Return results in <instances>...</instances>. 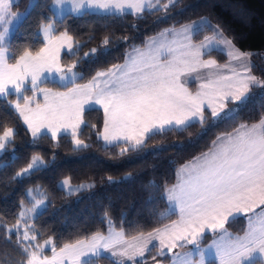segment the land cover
I'll list each match as a JSON object with an SVG mask.
<instances>
[{
	"label": "snow or ice",
	"instance_id": "obj_1",
	"mask_svg": "<svg viewBox=\"0 0 264 264\" xmlns=\"http://www.w3.org/2000/svg\"><path fill=\"white\" fill-rule=\"evenodd\" d=\"M175 3L176 0H52L51 6L56 9L55 15L61 14L62 6L70 5L68 10L72 13L98 9L123 14L131 10L132 15L139 16L146 9L167 14ZM11 4L12 0H0V98L18 96L10 102L11 106L34 140L47 133L55 141L60 134L67 133L75 150L87 148L79 132L84 124L85 107L96 104L103 108L105 117L98 138L105 145L119 147L120 155H125L143 149L153 136L179 133L195 123L203 126L208 119L206 113L210 112L213 124L233 118L253 88L264 89V79L252 74L250 67H244L242 72L233 69L230 74L209 71L206 77L197 75L198 90L192 92L188 85L193 73L227 67L218 66L215 59H202L212 47L225 46L231 60H243L248 55L238 51L219 28L212 29V37H205L207 43L193 44V32L200 27L196 22L179 29L166 28L145 41L143 48L133 46L126 51L123 63L97 71L84 84H77L78 79H83L76 70L78 64L83 59L96 58L102 50L106 54L112 43L108 36L99 47L91 48L80 57L81 41L67 29L56 34L55 22L48 20L38 28L43 35L42 46L35 51L25 48L12 63L9 32L29 13H14ZM203 23L212 28L207 21ZM123 39L126 41L128 37ZM62 49L75 57L72 63L62 64ZM57 79L66 91L40 87ZM29 84L32 95H23L29 90ZM37 93L43 95L44 102H36L33 107ZM15 135L12 127L0 128V153ZM178 147L182 149L184 145ZM47 163L42 155H33L12 179L28 177ZM108 180L112 182L111 177ZM61 186L68 195L95 187L92 183L74 187L69 178L61 181ZM26 195L27 204L21 201L14 224L8 226L0 217V229L5 235L15 233V243L21 252L20 264H99L105 253L119 258L116 264H125V261L138 264L137 258H144L153 247L157 256H164L165 250L172 254V264H207L206 257H212L213 264H245L257 252L262 260L256 264H264V116L218 135L206 151L180 164L175 170V183L166 185L162 193L170 214H177L178 218L147 233L140 231L131 239L126 238L122 228L115 229L105 212L106 234L97 231L65 243L58 250L52 238L43 244L34 243L37 241L35 226L28 222L47 209L48 195L39 186L29 189ZM153 196L154 193L149 194L148 202ZM237 215L247 217V227L242 235L233 236L226 224ZM161 218L166 217L162 214ZM206 232L215 237L207 249L200 247ZM48 245H52L51 256L43 254ZM188 245L194 246V251L173 252ZM194 255L198 259L193 260Z\"/></svg>",
	"mask_w": 264,
	"mask_h": 264
},
{
	"label": "trees",
	"instance_id": "obj_2",
	"mask_svg": "<svg viewBox=\"0 0 264 264\" xmlns=\"http://www.w3.org/2000/svg\"><path fill=\"white\" fill-rule=\"evenodd\" d=\"M50 1L16 0L13 3V9L25 10L29 14L21 19L8 40L9 54L13 57L11 62L25 48L38 50L43 42L38 34L39 25L53 20L56 34L67 29L81 41L80 57L91 48L99 47L105 36L112 41L106 54L102 50L96 58L83 59L78 64L76 70L83 79L77 82H85L97 71L121 63L128 49L142 45L146 38L162 29L205 17L222 30L238 50L250 54L252 73L264 79V0H177L167 14L148 10L139 16L127 12H84L66 14L60 19L53 18ZM30 4L33 7L30 8ZM207 32L206 28L198 34L203 36ZM123 37L128 39L125 41ZM210 54H214L218 61L224 59V55L216 51ZM73 59L75 57L69 54L62 55L63 63ZM45 84L58 87L54 82ZM14 100V94L0 98V128L12 127L16 132L7 149L0 153V217L8 226L14 224L21 201L27 204V189L39 186L48 195V207L29 222L35 226L37 242L50 237L57 249L97 231L104 232L108 226L105 212L116 229L125 231L126 238L171 222L176 214L167 213L162 193L166 185L174 182L176 168L206 151L217 135L230 132L241 123H254L264 116V89L253 88L249 99L233 118L213 124L207 113L208 119L203 126L195 123L179 133L153 136L143 149L120 155L119 147L105 145L98 138L103 121L100 108L85 110L79 138L88 147L75 150L69 135H60L54 141L44 134L34 140L12 108L10 102ZM231 107L230 104L229 109ZM180 144L184 145L182 149L178 147ZM157 145L163 147L157 148ZM37 154L45 158L47 166L28 177L13 180L15 173ZM62 178H69L71 183L91 182L95 187L68 195L58 186ZM150 193L154 196L148 202ZM162 214L166 218L162 219ZM15 240V233L6 236L0 229V264H20L21 252ZM153 260L148 256L137 262L148 264ZM99 264L114 263L102 258Z\"/></svg>",
	"mask_w": 264,
	"mask_h": 264
},
{
	"label": "rangeland",
	"instance_id": "obj_3",
	"mask_svg": "<svg viewBox=\"0 0 264 264\" xmlns=\"http://www.w3.org/2000/svg\"><path fill=\"white\" fill-rule=\"evenodd\" d=\"M13 2H15V1H12V4H11V11L12 12H14V13H25V10H23V11H20V10H17V9H13L12 8V5H13ZM176 2H177V0H176ZM52 5V0L50 1V5H49V9H50V11H51V14H52V16H53V18H56V19H60V18H62L64 15H66V13H65V10H68L69 8H70V5H68V6H62V11H61V14L60 15H55V13H56V9H55V7H52L51 6ZM53 8H54V12H53ZM87 10H90V9H84V10H82L81 12L82 13H84L83 11H86V12H90V11H87ZM92 10V9H91ZM97 10V9H96ZM145 11H147V10H145ZM72 13L73 15H80V14H82V13ZM128 13V12H127ZM67 14H70V13H67ZM203 21H207V23L208 24H210L211 26H212V28H210V27H208L207 26V24H204L203 23ZM193 23V22H192ZM196 23H197V25H200V27H199V30H197V31H194L193 32V35H192V39H193V41H195L194 43H195V45H199L201 42H204V43H207V41L205 40V37H212L213 36V28H217V26L211 21V20H209L208 18H205V17H203V18H200V19H198L197 21H196ZM171 27V26H170ZM167 28V27H166ZM208 29V33H206L205 35H203V36H200L199 34H198V32L199 31H201V30H203V29ZM15 29V27H12L11 28V30H10V32H9V35H10V33L11 32H13V30ZM12 34V33H11ZM38 34H39V36L41 37V39H42V41H43V35H42V33H39L38 32ZM11 36V35H10ZM9 40V39H8ZM193 43V44H194ZM235 46V45H234ZM235 48L237 49V47L235 46ZM238 50V49H237ZM62 51V54H61V57H62V55H64L65 53L67 54V50L66 49H62L61 50ZM214 51H216V52H218V53H221V54H223L224 56H227V61H225V62H223V63H220V62H218V60L215 58V56H214V54H210V53H212V52H214ZM238 51H240V50H238ZM240 52H242V51H240ZM243 53H246V52H243ZM248 55H250V54H248ZM248 55L243 59V60H239V61H237V60H231L230 59V57L228 56V49L225 47V46H223V45H216V46H214V47H212L210 50H209V52H208V54L207 55H205L204 57H206L207 59H215L216 61H217V64H218V66H227V67H218L217 69H212V70H201L202 72H205L206 73V76L208 75V73H209V71H212V72H219V73H221V74H230V72H231V70H235V71H237V72H242L243 71V68L244 67H250V66H247V64H248V61H250L247 57H248ZM225 58V57H224ZM13 62H15V60L14 61H12V63ZM70 63H72V62H67V63H63L62 62V64H64V65H67V64H70ZM252 66V65H251ZM251 68V67H250ZM104 70V69H103ZM95 74V73H94ZM93 74V75H94ZM253 74V73H252ZM193 75V74H192ZM205 76V77H206ZM191 78H193L192 76H191ZM57 82H59L58 81V79L56 80ZM197 87H196V89H195V92L198 90V85H196ZM29 91V90H28ZM24 95V94H23ZM39 98L40 97V99H43V95H41V94H37L36 95V98ZM18 99V96L16 97V100ZM21 99V98H20ZM15 101V100H14ZM43 102H44V100H43ZM22 103V102H21ZM232 107H233V105H232ZM231 107V108H232ZM15 110V109H14ZM102 111V110H101ZM226 111H227V109H226ZM206 115H207V113H206ZM209 115H210V112H209ZM19 117V116H18ZM210 117H211V115H210ZM20 118V117H19ZM21 119V118H20ZM21 121H22V119H21ZM21 123H23V121L21 122ZM231 132V131H230ZM225 133H227V132H225ZM221 134H223V133H221ZM221 134H219V135H221ZM218 136V135H217ZM216 136V137H217ZM71 137V136H70ZM215 137V138H216ZM211 145V144H210ZM27 166V165H26ZM26 166H24V167H26ZM65 178H62V179H60L59 181H58V186L60 187V188H62V186H61V181H63ZM175 181V180H174ZM81 183H85V184H87V183H91V182H80V183H71L72 184V186H77V185H79V184H81ZM29 189H34V188H29ZM29 189H27V191L29 190ZM63 189V188H62ZM64 190V189H63ZM27 191H26V194H27ZM65 192H66V190H64ZM67 193V192H66ZM27 196V195H26ZM29 198L27 197V200H28ZM166 204H167V202H166ZM21 210V209H20ZM257 211H259V210H257ZM20 212V211H19ZM167 213H170L169 212V207H167ZM29 224H31L30 222H28ZM247 227V217H245V216H243V215H237V216H235L234 218H232V220L229 222V223H227L226 224V228H227V231L229 232V233H231L233 236H236V235H238V234H243V231H244V229ZM116 229V228H115ZM117 231H119L120 229H116ZM21 231H23V228L21 229ZM108 232V226H107V228H106V230H105V232H103V233H107ZM237 233V234H236ZM207 235H210L211 236V241L210 242H208L207 244H205V245H202L201 246V243L204 241V240H206V238H207ZM50 237H48V238H44L43 240H41V241H39V242H34V243H40V244H43L44 243V241H46V240H48ZM128 239H131V237H129ZM213 239H215V237H214V235H213V233H211V232H206L205 234H204V236L201 238V241H200V247L201 248H205V249H207L208 248V246L209 245H211L212 244V241H213ZM154 243H156V245L158 246V242H154ZM51 247H52V245H48L47 247H45L44 249H43V254L44 255H48V256H51L52 255V252H51ZM58 250V249H57ZM189 250H193L194 251V246H192V245H188V246H186L185 248H177V249H174L173 250V252H181V253H183V252H186V251H189ZM148 256H150V257H158L159 259L160 258H163V257H166V259H167V257H168V259L166 260L165 259V261H162V262H160V264H172V254H170V253H167V251L165 250V255L164 256H157L156 255V248L155 247H153L152 249H151V251L150 252H146L145 253V257L144 258H137V261H142V260H145V259H147L148 258ZM103 258H106V259H109V260H111L114 264H116V262H117V260L119 259V258H116V257H111V255H110V253H105L104 255H103ZM194 259H198V257L197 256H193V260ZM262 260V258H261V256H260V254L257 252V253H255L254 254V259L252 260V261H246L245 262V264H256V262L257 261H261ZM208 261V260H207ZM206 261V262H207ZM212 261H213V259H212ZM152 262V261H151ZM151 262H149L148 264H156V262H153V263H151ZM125 264H132V262L131 261H125ZM209 264H213V263H209Z\"/></svg>",
	"mask_w": 264,
	"mask_h": 264
},
{
	"label": "crops",
	"instance_id": "obj_4",
	"mask_svg": "<svg viewBox=\"0 0 264 264\" xmlns=\"http://www.w3.org/2000/svg\"><path fill=\"white\" fill-rule=\"evenodd\" d=\"M12 1H16V0H12ZM162 2H166V0H162ZM14 3V2H13ZM147 10V9H146ZM87 11H90V12H96V13H108V12H104V11H100V10H96V9H90V10H87ZM53 12H54V8H53ZM83 12H86V11H83ZM125 12H128V13H131V10H125ZM124 12V13H125ZM65 13L67 14V13H70V14H72V12L71 11H69V10H65ZM82 13V12H81ZM200 19V18H199ZM198 19H196V20H193V21H190V22H187V23H184V24H181V25H177V26H171V27H167V28H176V29H179L180 28V26H182V25H188V24H192V22H196ZM16 28V27H15ZM164 29H166V28H164ZM164 29H162L161 31H163ZM14 31V30H13ZM161 31H159V32H157V33H155L154 35H152V36H150V37H148V38H146V40L145 41H147V40H149V38H151V37H156L157 36V34L158 33H160ZM12 33V32H11ZM11 33H10V35H11ZM208 33V32H207ZM10 35H9V37H8V39L10 38ZM144 41V42H145ZM195 41H193V39H192V43H194ZM195 44V43H194ZM135 47H141V48H143L144 47V43L142 44V45H140V46H135ZM132 48V47H131ZM130 48V49H131ZM130 49H128V51H130ZM61 54H62V51H61ZM248 54V53H247ZM225 58L222 60V61H218V62H220V63H223V62H225V61H227V56H224ZM250 61H248V64H247V66H250L251 67V65H252V60H251V56L250 55H248V57H247ZM202 59H205V60H207V58L206 57H202ZM124 62V60L121 62V63H123ZM14 63V62H13ZM197 75H201V76H206V73L205 72H202V71H200L199 73H193V75H192V77L193 78H190V83H189V85H188V87L190 88V90L192 91V92H195V89H196V85H198L199 84V80H197L196 79V76ZM88 81V80H87ZM87 81H85V82H77V84H84V83H86ZM49 82H54V83H56L57 85H58V87H55V86H49V85H46L45 83L44 84H41L40 85V87H42V88H51V89H53L54 91H66L67 89L65 88V87H62L61 86V84H60V82H57V81H49ZM47 83V82H46ZM68 87H72V85H68ZM28 89H29V93L28 94H24V95H28V96H31L32 95V92H31V85L29 84L28 85ZM38 94V93H37ZM16 97H17V95L16 94H14ZM43 100H44V98L43 99H40V97L38 98H36L35 99V101L33 102V104H32V106L34 107L35 106V103L36 102H39V103H43ZM21 102L23 103V100H22V98H21ZM94 107H97V108H100L101 110H102V114H103V121H102V128H101V130H100V132H102L103 131V126H104V119H105V117H104V111H103V108H101L99 105H96V104H91V105H87L86 107H85V110L86 109H88V108H94ZM13 108V107H12ZM14 109V108H13ZM15 111V110H14ZM17 115H18V113H16ZM19 116V115H18ZM20 119V118H19ZM20 121H21V119H20ZM22 122V121H21ZM22 125L25 127V129L27 130V126L26 125H24V123H22ZM82 126V125H81ZM29 133V132H28ZM45 134H47V133H45ZM29 135H30V133H29ZM47 135H49L50 137H51V135L50 134H47ZM60 135H69V136H71L70 134H67V133H62V134H60ZM59 135V136H60ZM31 136V135H30ZM32 137V136H31ZM102 140V139H101ZM102 142L104 143V141L102 140ZM179 167V166H178ZM177 167V168H178ZM173 183H175V181L173 182ZM172 183V184H173ZM166 200V199H165ZM166 202H167V207H169L168 206V201L166 200ZM178 218V216H177V214H176V217H175V219L174 220H176ZM170 223V222H169ZM105 232V231H104ZM237 234V233H236ZM238 235H242V234H238ZM211 236L210 235H207V238H206V240H204L202 243H201V246L202 245H205V244H207L208 242H210L211 241ZM179 252V251H178ZM167 259H168V257H167ZM166 259V260H167ZM212 257H206V261L207 262H209V261H212ZM194 260H196V259H194ZM156 261H160V262H162V261H165V260H161V259H155V260H153L151 263H153V262H156Z\"/></svg>",
	"mask_w": 264,
	"mask_h": 264
}]
</instances>
